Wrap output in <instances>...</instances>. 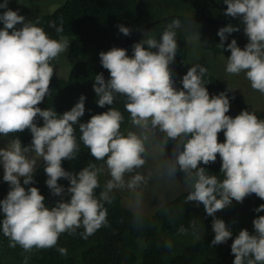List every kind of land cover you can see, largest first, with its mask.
I'll return each instance as SVG.
<instances>
[{
  "label": "clouds",
  "instance_id": "9594fccd",
  "mask_svg": "<svg viewBox=\"0 0 264 264\" xmlns=\"http://www.w3.org/2000/svg\"><path fill=\"white\" fill-rule=\"evenodd\" d=\"M166 1L158 3L179 2ZM8 2L0 3V8L6 9L0 13L3 24L0 28V136L9 137L25 130L32 135L28 146H22L19 138L8 141L6 147L0 144L3 180L10 186L6 198L0 200L3 216L0 232L8 238L9 247L20 246L29 253L33 249L56 248L62 256H67V249L58 247L60 236L75 235L83 229L80 235L87 239L107 227L105 204L113 202L114 192L122 194V204L126 207V193L121 192L124 190L133 193L136 204H140L142 186L152 177L151 171L140 170L145 168L155 145L166 147L170 141L172 151L162 166V177L175 182L176 175L181 178L178 171L184 173V182L190 187L186 202L202 204L206 214L213 217L212 245L232 238L230 228L223 220L216 219L215 213L233 201L242 203L252 194L264 200V109L259 118L255 112L246 110L234 118L227 115L230 100L224 92L210 96L203 79L207 69L202 65L188 69L181 80L182 89L178 90L170 65L179 47L175 30L181 26L180 21L173 20L159 41L145 32L143 39L132 45L136 34L147 30L146 26L152 23L144 24V28L139 27V32L132 34L138 27L136 19L126 22V27L118 25L120 33L133 37L132 56L127 54L128 48L113 47L100 52V63L110 78L105 80L102 69L103 73L95 75L93 82L99 107L112 106L116 96L125 98L124 109L135 131L122 132L125 117L113 107L81 123L80 118L85 114L84 95L62 115L50 108L41 109L39 105L51 92L50 83L55 74L52 61L68 51L70 41L51 38L42 27L26 22L18 11L9 9ZM204 3L188 15L190 23L201 26L181 31L185 36V32L203 34L207 38V50L214 54L209 43L219 36V45L224 49L228 35L240 31L233 20L238 18L248 43L243 49L235 39L227 44L225 50H230L231 55L227 57L225 71L229 75L244 73L251 88L264 95V0H214L217 5L209 6L208 11L211 7H227L224 14L229 17L223 20L212 17L209 11V17L218 19L221 26L194 19L201 16ZM18 24L22 27L17 28ZM131 26L135 27L130 29ZM38 118H42L43 126H38ZM76 125L79 142L90 150L95 161H103L101 167L92 164L78 173L62 167L64 160L76 159L80 151ZM221 132L224 142L218 141ZM217 156L221 160L222 180L209 175L201 166L215 163ZM37 157L43 160L46 186L53 195L46 202L37 187L26 188L21 184V178L25 186L34 183V174L42 163L36 168ZM101 174L106 183L97 196ZM62 178L70 182L67 188L70 199L58 201L49 208L65 192L58 183ZM254 211H264V204ZM141 222L137 217L136 223ZM253 226L255 234L242 229L233 240V264H264V216L255 218ZM179 231L186 230L181 227Z\"/></svg>",
  "mask_w": 264,
  "mask_h": 264
},
{
  "label": "trees",
  "instance_id": "16d2710c",
  "mask_svg": "<svg viewBox=\"0 0 264 264\" xmlns=\"http://www.w3.org/2000/svg\"><path fill=\"white\" fill-rule=\"evenodd\" d=\"M166 0H65L53 13L40 17L35 24L42 27L53 39L66 38L70 40L68 54L74 59L69 67L67 77L59 75L58 60L52 61L55 68L50 83V95L45 97L39 105L41 109L50 108L62 115L78 102L81 95L86 97L85 114L80 118L81 123H86L92 115L106 112L110 107L118 109L124 115L122 132L130 127L129 114L124 109L125 98L116 96L112 106L99 107L96 103L98 97L93 90L95 75L103 73L99 53L108 51L120 44L124 34L119 32L118 25L125 26L126 22L138 19L137 26L144 28V24L151 23L150 19L171 15L166 21H160L142 33L136 34L134 43L143 39V34L148 32L159 41L163 30L172 23L179 20L181 26L177 28L176 40L178 51L175 61L170 65L175 80V87L182 89V77L190 67L186 66L188 59V42L181 31L182 28L189 29L191 26H201L194 22L190 23V16L202 3L207 0H191L190 2L179 1L174 4H162L158 2ZM15 8V7H14ZM227 8V7H226ZM226 8L211 7L209 9L212 17L221 20L229 17L224 13ZM16 9V8H15ZM164 10L165 13H161ZM184 10V12H183ZM141 11V17H139ZM154 13V15H153ZM152 17V18H151ZM240 31L228 35L222 49L220 37L209 43V48L214 54L231 55L230 50H225L232 39L243 49L248 43L244 34L243 25L238 18H233ZM234 22V21H232ZM135 26H131L132 29ZM213 28L212 26H210ZM60 28L62 31H57ZM136 28L131 31L135 34ZM132 45L127 49V54L132 56ZM155 51V50H154ZM109 72L105 74V80L109 79ZM204 86L207 87L210 96L224 92L230 100V111L227 115L235 117L241 111H249L241 96L232 92L227 86L210 73L204 76ZM258 117V116H257ZM259 118V117H258ZM38 126H43L42 118L37 119ZM76 135L79 142V126L76 125ZM19 138L22 146L31 143L32 135L29 130L16 133L11 139ZM223 132L218 134V141L224 142ZM80 151L74 160H64L62 167L69 172L78 173L84 167L94 164L97 168L103 165V161H95L82 142ZM172 151V142L165 147L167 159ZM209 175H216L223 179L220 173L221 160L217 156L215 163L203 165ZM180 176L184 173L178 171ZM47 176L44 172V163L39 165L34 174V183L22 186L37 187L45 197V202L52 199L53 195L46 186ZM101 187L96 190L97 196L103 190L106 183L102 174L99 176ZM65 189L63 196H57L49 208L54 207L58 201H67L70 194L67 188L70 182L66 179L58 181ZM182 189L179 195L168 200L160 206L153 216H147L132 211L122 204V194L113 193L114 199L111 204H105L108 210V226L102 227L87 239L81 237L78 230L75 235L67 233L60 236L58 247L67 249V256H62L56 248L33 249L25 252L20 246L9 247L8 238L0 232V264H233L235 259L231 253V244L242 229H247L250 234H255L253 220L258 216H264V211L254 210L264 200L252 194L244 199L242 203L233 201L232 204L215 213L216 219L223 220L233 233L232 238L220 245H212L215 233L212 229L213 217L208 216L204 206L196 205L195 202H186L190 187L182 181ZM10 190L9 184L0 183V200L6 198ZM173 192V191H172ZM171 196H175L172 193ZM137 217L142 221L136 223ZM3 219L0 214V220ZM183 227L186 231L181 233ZM170 243V247L168 246Z\"/></svg>",
  "mask_w": 264,
  "mask_h": 264
},
{
  "label": "rangeland",
  "instance_id": "374dc122",
  "mask_svg": "<svg viewBox=\"0 0 264 264\" xmlns=\"http://www.w3.org/2000/svg\"><path fill=\"white\" fill-rule=\"evenodd\" d=\"M65 0H9L8 8L25 17V21H31L35 23L40 17L45 14L53 13L59 6L64 3ZM4 0H0L3 3ZM16 9H15V8ZM6 9L0 8V13ZM184 12V10H183ZM161 13H165L161 10ZM17 28L22 25H17ZM0 28H3V24L0 23ZM139 27H136L135 34L138 33ZM11 31V30H10ZM188 42V59L186 66L192 67L193 65H202L207 69V72L214 75L217 79L222 81L228 89L237 93L245 101L248 109L255 112L260 117L262 110L264 109V95L260 94L251 88L250 82L246 79L245 74L229 75L226 73L227 57L224 55L212 54L207 50L208 46H205L207 38L203 34L185 32ZM66 39V38H64ZM68 40V39H67ZM70 41V40H69ZM70 43V42H69ZM207 47V48H206ZM59 66V75L67 77L69 67L74 63V59L69 57L68 51L57 58ZM264 119V118H263ZM135 131L134 127L130 125L127 131ZM159 139V136L157 137ZM9 137L0 136V144L6 147ZM36 168L43 161L42 158H36ZM165 154V146L155 145L148 157V162L145 168L141 169V172H152V177L147 185L142 186V200L139 205L136 204L135 195L127 190L121 191L126 193V205L127 208L134 212L141 213L147 216H153L157 209L166 203L168 200L177 196L182 188L181 178L176 175V181L170 182L166 178L162 177L161 170L164 163L167 161ZM184 180V179H183ZM0 183L7 184L3 180V166L0 165ZM189 186L187 183H185ZM175 196H171L172 192ZM126 207V206H125Z\"/></svg>",
  "mask_w": 264,
  "mask_h": 264
},
{
  "label": "flooded vegetation",
  "instance_id": "af4514ba",
  "mask_svg": "<svg viewBox=\"0 0 264 264\" xmlns=\"http://www.w3.org/2000/svg\"><path fill=\"white\" fill-rule=\"evenodd\" d=\"M169 1H172V0H169ZM177 1H185V2H190L191 0H177ZM214 5H217L214 3V0H208L206 1V3H204L201 7V13H200V17H202V19H199L200 17H194L195 20H200L202 23H205V22H211V23H215L218 25V19H213L211 17H209V11H208V8L209 6H214ZM140 14H141V11H140ZM139 14V16H140ZM154 15V13H153ZM171 15H167V16H164L162 18H152L150 19L152 23H154V25L156 23H159L160 21H166L168 17H170ZM153 25V24H152ZM218 26H221V25H218ZM142 27V26H140Z\"/></svg>",
  "mask_w": 264,
  "mask_h": 264
},
{
  "label": "water",
  "instance_id": "95a60500",
  "mask_svg": "<svg viewBox=\"0 0 264 264\" xmlns=\"http://www.w3.org/2000/svg\"><path fill=\"white\" fill-rule=\"evenodd\" d=\"M138 19H136L135 21H137ZM152 25V23L151 24H149L148 26H146V28H149V26H151ZM127 27H129V25L127 26ZM132 41H133V37H129V36H125L124 35V38H123V40L120 42V44L118 45V46H116V47H120V48H125V49H127L130 45H131V43H132ZM102 69L103 70H105V73L107 72V70L106 69H104L103 67H102ZM55 198V197H54Z\"/></svg>",
  "mask_w": 264,
  "mask_h": 264
}]
</instances>
